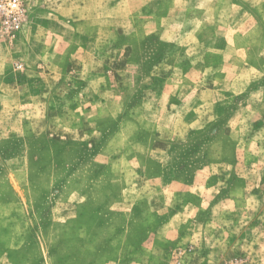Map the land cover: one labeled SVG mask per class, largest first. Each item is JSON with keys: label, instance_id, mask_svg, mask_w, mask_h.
Listing matches in <instances>:
<instances>
[{"label": "rangeland", "instance_id": "374dc122", "mask_svg": "<svg viewBox=\"0 0 264 264\" xmlns=\"http://www.w3.org/2000/svg\"><path fill=\"white\" fill-rule=\"evenodd\" d=\"M22 2L0 264H264V0Z\"/></svg>", "mask_w": 264, "mask_h": 264}, {"label": "built area", "instance_id": "2783aa9c", "mask_svg": "<svg viewBox=\"0 0 264 264\" xmlns=\"http://www.w3.org/2000/svg\"><path fill=\"white\" fill-rule=\"evenodd\" d=\"M25 16L22 0H0V30L8 36L12 38L16 36Z\"/></svg>", "mask_w": 264, "mask_h": 264}]
</instances>
